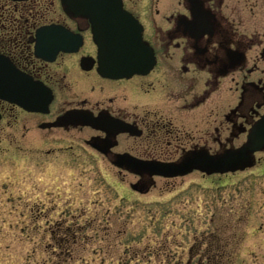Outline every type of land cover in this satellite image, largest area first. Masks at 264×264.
<instances>
[{
  "label": "flooded vegetation",
  "instance_id": "af4514ba",
  "mask_svg": "<svg viewBox=\"0 0 264 264\" xmlns=\"http://www.w3.org/2000/svg\"><path fill=\"white\" fill-rule=\"evenodd\" d=\"M73 2L0 0V54L51 94L43 111L0 99V130L57 143L47 156L109 162L138 192L171 177L129 162H176L246 142L264 115V0H121L155 64L120 77L100 72L92 23Z\"/></svg>",
  "mask_w": 264,
  "mask_h": 264
},
{
  "label": "rangeland",
  "instance_id": "374dc122",
  "mask_svg": "<svg viewBox=\"0 0 264 264\" xmlns=\"http://www.w3.org/2000/svg\"><path fill=\"white\" fill-rule=\"evenodd\" d=\"M34 133L0 130V264H196L207 251L264 264V152L242 171L138 192L109 162L45 155L57 143Z\"/></svg>",
  "mask_w": 264,
  "mask_h": 264
},
{
  "label": "water",
  "instance_id": "95a60500",
  "mask_svg": "<svg viewBox=\"0 0 264 264\" xmlns=\"http://www.w3.org/2000/svg\"><path fill=\"white\" fill-rule=\"evenodd\" d=\"M89 17L98 46L99 70L110 77L147 73L155 64L151 46L143 40L142 26L122 7L121 0H74L70 8ZM0 99L16 103L28 111H43L51 99L41 83L19 71L0 54ZM264 150V115L251 128L247 140L238 147L210 153L198 150L176 162L133 161L135 168L150 176L176 177L193 170L204 174L244 170L256 163L255 152ZM123 167L125 163H114ZM135 189V184H132ZM148 189L146 188L145 191Z\"/></svg>",
  "mask_w": 264,
  "mask_h": 264
},
{
  "label": "trees",
  "instance_id": "16d2710c",
  "mask_svg": "<svg viewBox=\"0 0 264 264\" xmlns=\"http://www.w3.org/2000/svg\"><path fill=\"white\" fill-rule=\"evenodd\" d=\"M218 262L217 255L211 254L209 251L203 252L202 255H200L196 259V264H213Z\"/></svg>",
  "mask_w": 264,
  "mask_h": 264
}]
</instances>
